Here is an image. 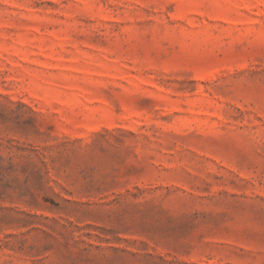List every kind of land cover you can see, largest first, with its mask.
Returning <instances> with one entry per match:
<instances>
[{"label": "rangeland", "instance_id": "rangeland-1", "mask_svg": "<svg viewBox=\"0 0 264 264\" xmlns=\"http://www.w3.org/2000/svg\"><path fill=\"white\" fill-rule=\"evenodd\" d=\"M0 264H264V0H0Z\"/></svg>", "mask_w": 264, "mask_h": 264}]
</instances>
